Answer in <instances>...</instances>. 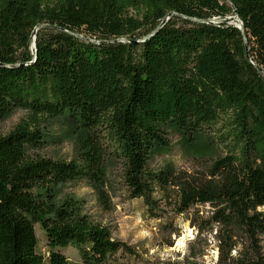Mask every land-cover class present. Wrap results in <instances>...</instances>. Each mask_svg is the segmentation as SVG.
<instances>
[{
  "label": "trees",
  "instance_id": "16d2710c",
  "mask_svg": "<svg viewBox=\"0 0 264 264\" xmlns=\"http://www.w3.org/2000/svg\"><path fill=\"white\" fill-rule=\"evenodd\" d=\"M235 14L242 28L218 22ZM18 109L0 133V264L138 254L77 181L106 212L118 184L156 219L211 205L217 264H264V0H0V123ZM172 134L199 167L155 166ZM66 140L69 160L39 152Z\"/></svg>",
  "mask_w": 264,
  "mask_h": 264
},
{
  "label": "rangeland",
  "instance_id": "374dc122",
  "mask_svg": "<svg viewBox=\"0 0 264 264\" xmlns=\"http://www.w3.org/2000/svg\"><path fill=\"white\" fill-rule=\"evenodd\" d=\"M26 116L25 111L15 110L0 123V133H8ZM56 125L58 129L61 122L56 121ZM47 127L52 128L49 124ZM171 143V152L157 157L155 166L173 162L183 169L199 167L201 160L183 146L180 135L172 134ZM39 152L48 157L69 160L74 154V143L70 140L51 143ZM67 191L86 199L87 212L109 225L115 238L136 249V256L119 254L111 264H217V226L210 222L211 205H197L172 219H156L148 215L142 198H130L127 190L119 184L113 198L114 209L110 212L100 209L92 189L84 181L71 184ZM172 230L175 232L171 234ZM36 233L39 251L47 253L46 236L39 225ZM61 251L72 262L81 261L77 248L70 246L61 248Z\"/></svg>",
  "mask_w": 264,
  "mask_h": 264
},
{
  "label": "water",
  "instance_id": "95a60500",
  "mask_svg": "<svg viewBox=\"0 0 264 264\" xmlns=\"http://www.w3.org/2000/svg\"><path fill=\"white\" fill-rule=\"evenodd\" d=\"M173 13H170L168 16H167V18L163 21V23H165L168 19H169V17L172 15ZM218 22H221V23H230V24H233V23H235L238 27H240V28H242V22L240 21V19L238 18V15L237 14H235V15H231V16H228V17H225V18H223V19H221V20H218ZM44 26H48L47 24L45 25V24H42V25H39L34 31H33V35H32V37H33V48L35 49V51H36V46H35V41H34V39H35V35H36V32H37V29L38 28H40V27H44ZM246 46L248 47V44L246 43ZM247 53H248V50H247Z\"/></svg>",
  "mask_w": 264,
  "mask_h": 264
}]
</instances>
